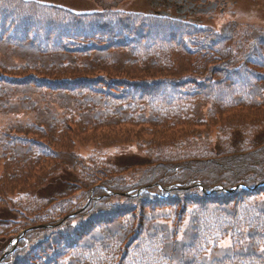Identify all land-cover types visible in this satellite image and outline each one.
I'll use <instances>...</instances> for the list:
<instances>
[{"label":"trees","instance_id":"16d2710c","mask_svg":"<svg viewBox=\"0 0 264 264\" xmlns=\"http://www.w3.org/2000/svg\"><path fill=\"white\" fill-rule=\"evenodd\" d=\"M125 2L0 0L1 264H264V26Z\"/></svg>","mask_w":264,"mask_h":264},{"label":"rangeland","instance_id":"374dc122","mask_svg":"<svg viewBox=\"0 0 264 264\" xmlns=\"http://www.w3.org/2000/svg\"><path fill=\"white\" fill-rule=\"evenodd\" d=\"M242 1H244V0H228V5H230V9H227V11H230L229 13H232V14H235V11H237L238 14L240 15V17H247L248 19H250V18L253 19L252 17H256L258 14H260V17L264 18V0H249V3L242 2ZM130 2H133L134 4H136V7H138V8H142L145 1L144 0H126L125 5H127ZM133 3H131V4H133ZM125 5H123V7H126L127 10H128V8L130 9V5L129 4L127 6H125ZM145 5H146V2H145ZM97 7L98 6L96 4H94L93 7H89L90 9L88 8V6L87 7L81 6V8H84L86 10L89 9L92 12H95L97 14L98 13H103L102 9L97 8ZM226 7L229 8L228 6H226ZM124 10H125V8H124ZM229 13L226 12V15L222 16V15H219V12H218L216 14V16H215L217 18L216 22L219 21V19L221 17H231V18H233V16L231 14H229ZM99 17L101 19L100 22L103 25H107V22H108L107 18H109V16H107V14H105V15L101 14ZM260 20H255V21H256V23L264 24V22H263L264 19L262 21H260ZM211 22L215 23L214 20H212ZM125 26H128V25L125 24ZM127 31L129 32V28L122 29L120 31L121 34H119L118 32H116V33L118 35H120L121 37H123V38H127L126 40H132V36L127 35V33H128ZM149 31H150V28H148V27L143 29L144 34H147V32H149ZM188 38H189L188 35L183 37L184 43L186 45H187V42H188ZM126 40H124V41H126ZM147 44L150 45V46L153 45V47H154V43L152 41H148ZM195 50H198V48L195 47L192 52H194ZM169 54L172 57V59L174 60V62H175V53L173 54L172 50H171L169 52ZM191 54L193 55V53H191ZM161 57H164V55H162ZM193 59H194V61L192 62L191 66L197 67L198 66V62L195 61V57H193ZM139 76L143 77L144 75L143 74H139ZM245 135H246L245 138L248 137L249 139H251L249 141H253L255 139L256 142H262V140H263L262 138H264V127H260L259 129H256L255 133L249 132V133H246ZM245 141H247V140H245ZM136 149H137V147L134 145V147H132V146L125 147V148L122 149V151L126 152L127 154H131L132 152L133 153H138ZM168 151H173V150H166V152H168ZM185 157H183V159ZM170 161H176V160L175 159H170ZM76 212L74 214H76Z\"/></svg>","mask_w":264,"mask_h":264},{"label":"bare ground","instance_id":"6f19581e","mask_svg":"<svg viewBox=\"0 0 264 264\" xmlns=\"http://www.w3.org/2000/svg\"><path fill=\"white\" fill-rule=\"evenodd\" d=\"M253 18V17H252ZM226 19V17L224 18V20ZM241 20L245 21V22H252V21H255V19H248L247 17H241Z\"/></svg>","mask_w":264,"mask_h":264}]
</instances>
